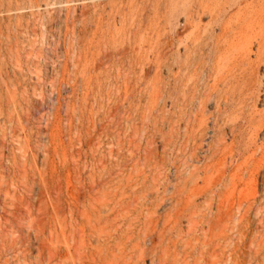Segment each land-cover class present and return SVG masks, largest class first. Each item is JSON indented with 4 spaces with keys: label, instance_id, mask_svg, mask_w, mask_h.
I'll return each instance as SVG.
<instances>
[{
    "label": "rangeland",
    "instance_id": "1",
    "mask_svg": "<svg viewBox=\"0 0 264 264\" xmlns=\"http://www.w3.org/2000/svg\"><path fill=\"white\" fill-rule=\"evenodd\" d=\"M63 1L0 13V264H264V127L188 138L205 80L171 131L183 16Z\"/></svg>",
    "mask_w": 264,
    "mask_h": 264
},
{
    "label": "bare ground",
    "instance_id": "2",
    "mask_svg": "<svg viewBox=\"0 0 264 264\" xmlns=\"http://www.w3.org/2000/svg\"><path fill=\"white\" fill-rule=\"evenodd\" d=\"M79 1L64 0L63 3L69 5ZM102 1L97 0L93 7L101 6ZM133 1L136 0H109L103 6ZM143 1L156 10L169 9L172 20L181 14L186 22V34L177 40L174 35L170 43L173 51L169 97L171 131L177 122V110H180L179 114L182 113L179 103L182 108L185 106L184 100L189 91L185 88L191 84L195 93L199 83L205 80L211 84L208 85V93L203 94L198 101L193 128H186L188 138H203L210 127L215 135L216 146L223 144L224 136H216L223 128L218 124L219 118L233 113L241 120L245 119L246 129L251 133L261 130L264 127V109L257 112L259 119L256 120L255 107L261 102L264 106V0ZM25 4H29L30 8L40 7L38 0H0V13L9 15L13 11H22ZM173 27L175 29L176 23H173ZM17 30L18 23H0V44L5 45L6 52L10 51L13 42L9 34ZM175 66L177 71L173 70ZM178 92H181L182 97L178 96ZM210 103L214 108L211 126L205 118V108ZM231 126L237 130L240 127L238 124ZM195 127L197 130H194ZM173 159V167L176 168L180 160L177 161L176 157ZM212 168L213 165L208 166L207 170Z\"/></svg>",
    "mask_w": 264,
    "mask_h": 264
}]
</instances>
